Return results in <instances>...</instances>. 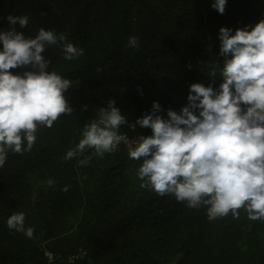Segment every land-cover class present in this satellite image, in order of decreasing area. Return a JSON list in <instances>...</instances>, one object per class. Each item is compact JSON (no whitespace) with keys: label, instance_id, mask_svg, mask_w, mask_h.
I'll use <instances>...</instances> for the list:
<instances>
[{"label":"trees","instance_id":"1","mask_svg":"<svg viewBox=\"0 0 264 264\" xmlns=\"http://www.w3.org/2000/svg\"><path fill=\"white\" fill-rule=\"evenodd\" d=\"M212 0H0V29L8 14L27 15L17 31L34 37L40 27L63 33L83 50L71 60L51 46L50 71L68 78L71 114L39 126L30 151L7 152L0 167V264H264V220L242 208L213 220L204 207L189 208L173 195L141 187L142 160L130 158L124 139L97 156L66 152L111 98L134 123L151 109L179 111L188 85L209 83L219 65L218 30H235L264 18V0H227L223 14ZM130 35L138 47L127 44ZM25 69H9L22 73ZM87 106L84 108V106ZM127 123V124H128ZM151 135V129L121 125ZM129 137H132L131 135ZM87 158V164L80 161ZM25 214L33 236L10 230L6 220Z\"/></svg>","mask_w":264,"mask_h":264},{"label":"clouds","instance_id":"2","mask_svg":"<svg viewBox=\"0 0 264 264\" xmlns=\"http://www.w3.org/2000/svg\"><path fill=\"white\" fill-rule=\"evenodd\" d=\"M226 3L212 0L211 7L223 14ZM4 19L9 27L0 29V167L9 150H31L39 126L50 128L62 113L73 112L64 95L72 82L49 70L44 50L57 46L66 60L83 54L65 34L52 29L40 27L34 37L17 31V23L22 29L28 25L27 15L10 13ZM217 35L223 60L219 75L215 68L209 75L222 78L218 86L193 82L179 111L168 108L161 115L154 100L134 123H128L110 98L98 118L84 125L65 158L86 149L102 157L117 141L128 139L129 157L142 160L141 187L171 194L189 208L204 207L209 220L229 212L237 218L242 207L248 219L264 220V18L235 30L221 26ZM127 44L138 47V37L130 35ZM17 67L25 70L9 71ZM125 123L131 129L147 127L151 135L135 133L132 139L120 133ZM6 224L33 236L23 212L12 213Z\"/></svg>","mask_w":264,"mask_h":264},{"label":"rangeland","instance_id":"3","mask_svg":"<svg viewBox=\"0 0 264 264\" xmlns=\"http://www.w3.org/2000/svg\"><path fill=\"white\" fill-rule=\"evenodd\" d=\"M123 125L127 126L128 124L125 123V124H123ZM132 131H133V130H132ZM132 131H130V130H125L124 133H125V135H128V134H129V135H133L131 138L134 139V138H136V135H135V133L132 132ZM126 137H127V136H126ZM127 138H128V137H127ZM129 139H130V138H129ZM126 140H127L126 142L128 143L129 140H128V139H126ZM130 140H131V139H130Z\"/></svg>","mask_w":264,"mask_h":264}]
</instances>
